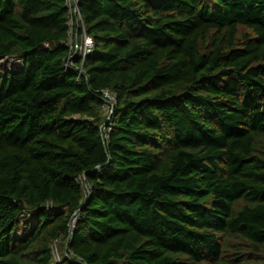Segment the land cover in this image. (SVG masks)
Segmentation results:
<instances>
[{
	"label": "trees",
	"instance_id": "obj_1",
	"mask_svg": "<svg viewBox=\"0 0 264 264\" xmlns=\"http://www.w3.org/2000/svg\"><path fill=\"white\" fill-rule=\"evenodd\" d=\"M78 9L0 0V264H264V0Z\"/></svg>",
	"mask_w": 264,
	"mask_h": 264
},
{
	"label": "built area",
	"instance_id": "obj_2",
	"mask_svg": "<svg viewBox=\"0 0 264 264\" xmlns=\"http://www.w3.org/2000/svg\"><path fill=\"white\" fill-rule=\"evenodd\" d=\"M68 4L70 8L69 26L71 32L69 37L70 55L67 62V67H73L75 57L81 60L82 63L85 62L87 56L90 55L94 50V41L86 33L85 25L78 9V0H68ZM74 26L78 27V33H76L75 36H73ZM79 30L82 31L81 35H79ZM0 65V67L4 68L3 72L0 70V77H3L7 72L22 68L24 66V59L19 57L2 58L0 59ZM79 72L81 74L83 69H80ZM104 97L109 108L113 109L116 102L115 96L106 91L104 92ZM76 221L77 220L75 219L73 222L71 233L75 228ZM56 247L57 245L53 247V260L55 263H60L61 258L57 254Z\"/></svg>",
	"mask_w": 264,
	"mask_h": 264
},
{
	"label": "rangeland",
	"instance_id": "obj_3",
	"mask_svg": "<svg viewBox=\"0 0 264 264\" xmlns=\"http://www.w3.org/2000/svg\"><path fill=\"white\" fill-rule=\"evenodd\" d=\"M0 66H1V65H0ZM0 70H1V72H3L4 68L0 67ZM56 250H57V254H58V255L60 256V258H61V255H60V248H59V246L56 247Z\"/></svg>",
	"mask_w": 264,
	"mask_h": 264
}]
</instances>
